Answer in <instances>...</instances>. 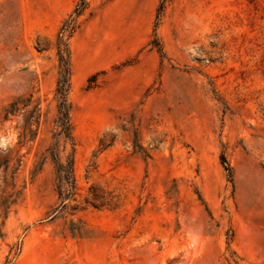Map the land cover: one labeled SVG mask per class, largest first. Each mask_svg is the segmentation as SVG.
I'll use <instances>...</instances> for the list:
<instances>
[{"label":"rangeland","instance_id":"1","mask_svg":"<svg viewBox=\"0 0 264 264\" xmlns=\"http://www.w3.org/2000/svg\"><path fill=\"white\" fill-rule=\"evenodd\" d=\"M0 264H264V0H0Z\"/></svg>","mask_w":264,"mask_h":264},{"label":"trees","instance_id":"2","mask_svg":"<svg viewBox=\"0 0 264 264\" xmlns=\"http://www.w3.org/2000/svg\"><path fill=\"white\" fill-rule=\"evenodd\" d=\"M75 24V20H74ZM76 26L74 25V30ZM73 29V28H72ZM64 30V27L62 28ZM65 31V30H64ZM62 59V57H61ZM70 65L68 62V57L67 60L64 62V69L63 72L60 76V79L58 80V87L56 89V95L58 97V121H57V126H58V133L56 136L58 139L62 137L64 140H68L72 142V135H71V124H70V104L67 102V95L69 92L70 84ZM51 157L53 159H56L57 161L59 158L55 155L52 154ZM224 161V160H223ZM72 165H73V159L72 155H69L66 158V164H60L58 163L57 166V175L59 180H63L69 187H73V177H72Z\"/></svg>","mask_w":264,"mask_h":264}]
</instances>
